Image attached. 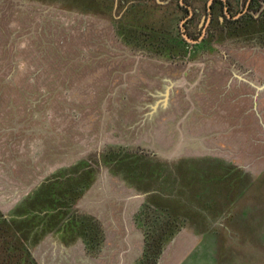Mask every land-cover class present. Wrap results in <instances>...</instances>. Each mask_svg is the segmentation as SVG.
I'll return each mask as SVG.
<instances>
[{"label": "rangeland", "instance_id": "rangeland-1", "mask_svg": "<svg viewBox=\"0 0 264 264\" xmlns=\"http://www.w3.org/2000/svg\"><path fill=\"white\" fill-rule=\"evenodd\" d=\"M114 1L0 0V211L38 264H264V0Z\"/></svg>", "mask_w": 264, "mask_h": 264}, {"label": "trees", "instance_id": "trees-1", "mask_svg": "<svg viewBox=\"0 0 264 264\" xmlns=\"http://www.w3.org/2000/svg\"><path fill=\"white\" fill-rule=\"evenodd\" d=\"M261 31L264 32V29ZM208 183H209V180H208ZM229 183H230V187H233V179H231V182ZM86 187H81V188L72 187L68 189V192L65 194L66 197L65 198L60 197V199L63 200V203L68 200V203L72 204L71 201H74V199L77 196L82 194V192L84 191ZM213 189H214V186H213ZM39 194L40 193L38 192V195H34L30 197L33 200V202L43 196ZM69 198L71 199L69 200ZM21 209L23 208L21 207V208L16 209L14 214L23 212ZM27 210H28V207L26 208L25 211ZM166 210H168L166 213V218H169V220L174 219L176 215V211L174 209L172 210L166 209ZM86 218L88 220L91 219L89 217H86ZM183 218H187V216L186 217L183 216ZM66 222L67 220L64 223ZM164 226L165 227H163L162 232L158 234L157 233L153 234L149 229L146 230V232H144L145 248L142 254L141 261L146 259L145 260L146 263L147 261L149 263H151V261L154 263L155 257H157L160 254V249L155 252V248H157V246L155 245L160 240V237H163L166 235L165 232L167 231L168 226L166 225ZM35 227L36 226H33V225H25V224L23 225V220H19L15 222L13 220V216L6 217L0 211V264H38L33 258V256L31 255L29 251V246H28V244H30L31 242L30 239H28L29 235L32 234L33 232L34 234L35 232H37V231H34ZM48 229H51V227H49ZM205 230L207 231L208 229H205ZM83 233L84 235H81V237L84 240L85 242L84 244L87 246V249L88 247L95 248L94 247L95 244L98 245L101 243V237L100 238L98 237V239H95L97 237L96 233L94 235V231L93 230L91 231V228H89L88 231L86 232L82 231L81 234ZM37 239H33L34 242H36ZM94 240H95V243H93Z\"/></svg>", "mask_w": 264, "mask_h": 264}, {"label": "flooded vegetation", "instance_id": "flooded-vegetation-1", "mask_svg": "<svg viewBox=\"0 0 264 264\" xmlns=\"http://www.w3.org/2000/svg\"><path fill=\"white\" fill-rule=\"evenodd\" d=\"M116 1V0H115ZM115 1H114V4H115ZM179 2H180V4L183 6V7H185L186 9H187V16L184 18V20L181 22V27H183V29H187L188 27H189V25L191 24V17L194 15V13H195V10H191L189 7H187V5L185 4V3H183V0H179ZM214 2V0H211L210 2L208 1V4H207V15H208V17L210 16V15H212L213 14V11L212 10H210L211 9V7H213V3ZM212 5V6H211ZM225 12H226V10H225ZM230 18H233L232 16H229ZM201 24H202V20H201ZM201 24L199 25V26H201ZM260 33H262V32H260ZM188 35V34H187ZM184 37V36H183ZM204 37H202L201 39L199 38V39H197V40H192V41H188L187 39H185V38H183L185 41H187V42H190V43H194V44H196V45H198V44H200L201 42H203V40H205V39H203ZM203 39V40H202ZM167 40H168V38H167ZM169 43V42H168Z\"/></svg>", "mask_w": 264, "mask_h": 264}, {"label": "water", "instance_id": "water-1", "mask_svg": "<svg viewBox=\"0 0 264 264\" xmlns=\"http://www.w3.org/2000/svg\"><path fill=\"white\" fill-rule=\"evenodd\" d=\"M210 1H211V0H209V2H210ZM183 36H184V38L187 39L188 41H192V40H190V39L187 37V35L183 34Z\"/></svg>", "mask_w": 264, "mask_h": 264}]
</instances>
